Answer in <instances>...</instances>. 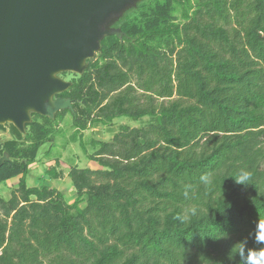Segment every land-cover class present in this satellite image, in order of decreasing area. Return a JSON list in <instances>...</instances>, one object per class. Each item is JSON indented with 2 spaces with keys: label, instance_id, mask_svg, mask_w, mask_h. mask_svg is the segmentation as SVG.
Wrapping results in <instances>:
<instances>
[{
  "label": "trees",
  "instance_id": "1",
  "mask_svg": "<svg viewBox=\"0 0 264 264\" xmlns=\"http://www.w3.org/2000/svg\"><path fill=\"white\" fill-rule=\"evenodd\" d=\"M112 27L124 34L83 75L61 74L73 109L33 114L25 134L0 126V185L20 178L0 192V264H250L264 251V0H143ZM69 114L74 141L149 118L92 140V153L81 140L100 169L70 170L71 203L28 186Z\"/></svg>",
  "mask_w": 264,
  "mask_h": 264
},
{
  "label": "water",
  "instance_id": "2",
  "mask_svg": "<svg viewBox=\"0 0 264 264\" xmlns=\"http://www.w3.org/2000/svg\"><path fill=\"white\" fill-rule=\"evenodd\" d=\"M141 1L0 0V126L25 134L33 114L73 109L58 96L72 86L60 75H83L103 40L124 34L112 25ZM9 160L5 153L0 168Z\"/></svg>",
  "mask_w": 264,
  "mask_h": 264
},
{
  "label": "rangeland",
  "instance_id": "3",
  "mask_svg": "<svg viewBox=\"0 0 264 264\" xmlns=\"http://www.w3.org/2000/svg\"><path fill=\"white\" fill-rule=\"evenodd\" d=\"M63 78V76L61 75ZM72 75H68L66 81H70ZM148 122L149 118H145L139 122H135L126 118H121L116 121L113 126H96L90 128L77 135L76 141L73 140L75 136V129L71 127L72 117L69 114L64 122L59 123L57 128L60 129V134L56 137L55 143L44 144L37 157L36 163L30 166V175L28 176V186L35 187L41 184H46L51 188L63 192L69 203L76 198V192L72 181L69 177L70 170L77 166L80 169H100L99 165L89 160L87 155L81 148V140L86 144L88 152L92 153L90 142L92 140L111 141L116 133L120 131L121 126H130L131 128L143 126V122ZM8 126V124H6ZM56 128V127H55ZM0 143L10 139L7 131L0 130ZM50 150V154L46 153ZM55 168L57 172L62 174V177L57 180H52L47 174V170ZM20 178L12 179L0 185L1 195L9 199L14 191L19 186Z\"/></svg>",
  "mask_w": 264,
  "mask_h": 264
},
{
  "label": "clouds",
  "instance_id": "4",
  "mask_svg": "<svg viewBox=\"0 0 264 264\" xmlns=\"http://www.w3.org/2000/svg\"><path fill=\"white\" fill-rule=\"evenodd\" d=\"M248 178L249 177L247 174H243L240 176L238 180H235V182L240 185H246V181L248 180ZM261 228H264V225H261ZM258 239L264 240V231H262L258 235ZM249 260H250V264H261V261L264 260V251H261L259 253V258H257L255 255H250Z\"/></svg>",
  "mask_w": 264,
  "mask_h": 264
}]
</instances>
